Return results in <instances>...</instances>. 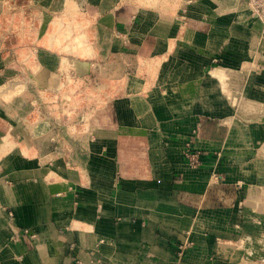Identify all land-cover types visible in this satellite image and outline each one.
Here are the masks:
<instances>
[{
  "label": "crops",
  "instance_id": "obj_1",
  "mask_svg": "<svg viewBox=\"0 0 264 264\" xmlns=\"http://www.w3.org/2000/svg\"><path fill=\"white\" fill-rule=\"evenodd\" d=\"M229 1L74 0L82 20L40 29L42 70L96 75L107 104L32 126L0 94V264H253L237 241L253 253L264 218V118L241 106L264 82Z\"/></svg>",
  "mask_w": 264,
  "mask_h": 264
},
{
  "label": "rangeland",
  "instance_id": "obj_2",
  "mask_svg": "<svg viewBox=\"0 0 264 264\" xmlns=\"http://www.w3.org/2000/svg\"><path fill=\"white\" fill-rule=\"evenodd\" d=\"M59 1L0 0L2 4H0V57L2 58L10 49L13 51L12 64L3 65L2 69L0 67V94L15 89V94L23 97V104L27 108L24 113L32 126L41 120H47L57 126L60 124L69 126L74 121L86 123L93 112L95 113L96 110L103 112L107 104L101 100L103 95L100 89L92 87L95 86L93 84L97 79L96 75L92 76L89 72L86 77L75 72L60 73L62 83L65 85L58 86L57 71L42 70V50L46 47L43 43L44 38L39 35L40 29L42 28V32L51 30L59 17L68 21L76 16L82 20L83 12L88 10L84 2L77 5L73 4L74 0H61V3ZM239 3L237 12L243 15L241 18L244 23L243 30L250 38V44L256 52L248 55L249 62L254 63L251 81L258 79L255 80L256 83H262L264 82V0H239ZM69 25L72 26L73 22ZM58 30L59 28H56L54 33L57 34ZM62 32L64 34L65 31ZM51 55L55 58L48 55L46 57L47 61L49 63L52 61L53 64L60 55L59 53ZM251 92L254 100L251 98L250 101L247 97L241 110L252 111L254 114L252 118L260 120L264 118L262 112L264 91L258 90L253 85L252 91L247 92V96ZM66 110H69V113H66ZM75 112L77 116L73 117ZM249 218L252 224L247 223L245 232L250 231L254 237L255 251L249 252L248 247L237 241L238 253L243 258L251 257L253 264H264V218L257 213Z\"/></svg>",
  "mask_w": 264,
  "mask_h": 264
},
{
  "label": "built area",
  "instance_id": "obj_3",
  "mask_svg": "<svg viewBox=\"0 0 264 264\" xmlns=\"http://www.w3.org/2000/svg\"><path fill=\"white\" fill-rule=\"evenodd\" d=\"M187 155L190 157L191 163L196 165L199 162L198 152L187 151Z\"/></svg>",
  "mask_w": 264,
  "mask_h": 264
}]
</instances>
